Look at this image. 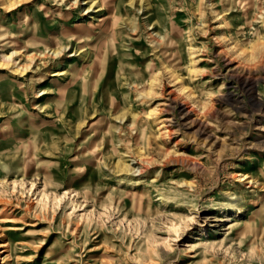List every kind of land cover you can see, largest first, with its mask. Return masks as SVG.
Segmentation results:
<instances>
[{
    "label": "rangeland",
    "instance_id": "374dc122",
    "mask_svg": "<svg viewBox=\"0 0 264 264\" xmlns=\"http://www.w3.org/2000/svg\"><path fill=\"white\" fill-rule=\"evenodd\" d=\"M0 264H264V0H0Z\"/></svg>",
    "mask_w": 264,
    "mask_h": 264
},
{
    "label": "bare ground",
    "instance_id": "6f19581e",
    "mask_svg": "<svg viewBox=\"0 0 264 264\" xmlns=\"http://www.w3.org/2000/svg\"><path fill=\"white\" fill-rule=\"evenodd\" d=\"M186 108H183V111L185 110ZM204 232H206V231H204ZM206 234H208V232H206Z\"/></svg>",
    "mask_w": 264,
    "mask_h": 264
}]
</instances>
